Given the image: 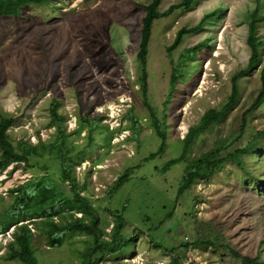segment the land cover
Returning a JSON list of instances; mask_svg holds the SVG:
<instances>
[{
	"label": "rangeland",
	"instance_id": "374dc122",
	"mask_svg": "<svg viewBox=\"0 0 264 264\" xmlns=\"http://www.w3.org/2000/svg\"><path fill=\"white\" fill-rule=\"evenodd\" d=\"M149 1L49 0L0 16V115L15 119L8 139L15 146L24 140L46 148L28 164L0 171V219L12 201L9 190L26 180L44 175L71 196L54 150L58 131L50 104L56 100L75 160L72 174L99 215L102 237L109 240L113 211L119 210V235L133 238L97 264H250L229 249L264 263V100L250 107L261 84L264 20L257 27L261 61L237 78L233 106L195 132L182 160L164 167L181 154L187 133L207 111L223 110L233 76L247 65V22L254 10L264 12V0H195L154 20L143 91L137 51ZM178 1L161 0L158 9ZM212 12L167 51L180 28ZM191 46L197 47L193 55L186 51ZM173 66L182 76L172 84ZM84 116L98 121L93 127ZM153 117L165 133L164 149L145 160L161 142ZM208 152L221 166L178 192L187 163ZM126 171L128 180L109 191ZM38 224H29L37 264L86 261L92 246L87 235L67 233L50 246ZM14 229L0 232V264H22L6 256ZM90 257L93 262L99 253Z\"/></svg>",
	"mask_w": 264,
	"mask_h": 264
},
{
	"label": "trees",
	"instance_id": "16d2710c",
	"mask_svg": "<svg viewBox=\"0 0 264 264\" xmlns=\"http://www.w3.org/2000/svg\"><path fill=\"white\" fill-rule=\"evenodd\" d=\"M48 1L49 0H0V16L16 15L20 13V7L24 4L41 5L47 3ZM194 2L195 0H179L175 4L169 5L164 11H160L158 9L161 4V0H150L147 4L143 5L145 14L141 19L140 40L137 51V58L141 68L140 86L143 91H146L145 65L153 21L169 15L175 9H188ZM214 14L215 12H212L209 15H204L197 24L190 28H180L177 31L171 45L167 47V51L174 49L180 43L184 34L198 30L206 19L210 15ZM263 20L264 12L260 13L257 12V10H254L250 14V18L247 22L246 37V44L250 50L247 65L233 76L231 94L227 103L224 105L223 110L220 112H215L214 110L207 111L201 118V125L198 126L196 130H190L187 133L184 138L181 154L178 157L167 161L164 167H168L169 165L182 160L185 157L187 147L195 132L203 127L210 119L217 118L218 115H220L219 113L224 114L225 111L233 106L238 95L236 85L237 78L250 71L261 61L260 46L262 44V39L259 38V35L257 34V27L259 22ZM204 43L206 42H203V44ZM196 49V46H191L187 48L186 51L189 55H193ZM181 76L182 74L180 73L178 67L173 66L171 71V83H175V81ZM260 81L261 84L259 92L250 105L252 108L256 107L264 100V63L260 69ZM56 103V100H52L50 104L52 113L51 121L57 126L58 131V137L54 143V150L56 151V157L59 159L60 163V180L63 182H69V191L71 196L66 195L55 184L49 183L47 177L44 175L37 180H26L12 187L9 190V193L12 194L11 204L6 208L2 219H0V232L7 231L10 226H14L15 228L12 233L13 240L7 245L6 256L10 259H16L22 264H37L34 256V249L31 245L33 232L31 231L29 224L39 223L41 225L38 226V228H40L39 231L41 232V235L46 238L48 245L50 246L59 244L63 236L67 233L77 232L87 235L91 239L92 246L86 253V261L83 262V264H97L101 261L100 259L105 254L117 252L120 248L128 245L133 238L123 239L120 237L119 230L123 222V217L122 211L119 210L113 211L115 224L111 230L109 240L102 237V230L99 226V215L90 204L89 200L80 194L83 189V185H80L75 176L72 174V168L75 160L69 156V148L65 143V134L61 124L62 116L57 114L55 111ZM83 119L86 122H89V124L93 127L98 121L97 119H90L88 116H84ZM14 121L15 119L11 116L0 115L1 172L11 164H28V160L31 155L43 154L46 151L45 147H41L42 144H31L24 140H19L15 146L8 139L7 133L8 128L14 123ZM133 122H136L135 117H133ZM153 125L157 130V134L160 137L161 142L154 152H150L144 157L145 160L155 158L164 149L165 133L160 129V121L156 117H153ZM262 133L264 135V130ZM241 151L242 150L240 149L235 150L234 155L236 156L237 154H240ZM213 156V152H208L187 163L178 185V192L189 188L195 179L204 178L221 166L222 161L215 157L213 158ZM235 156L232 158L235 159ZM128 173L129 171H126L124 174L119 176L109 191L117 189L118 186L127 181ZM73 212L80 213V215L75 216ZM55 217H58L59 220H54ZM26 220L29 221L23 223ZM200 243L211 244L210 241H195L193 245H198ZM229 250L235 257L241 258L250 264H264L256 258L244 256L233 249ZM94 252H98L99 257L91 262L90 256Z\"/></svg>",
	"mask_w": 264,
	"mask_h": 264
}]
</instances>
